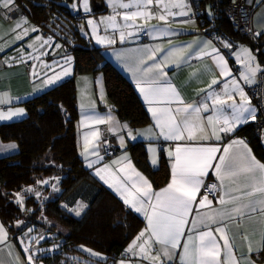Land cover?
Listing matches in <instances>:
<instances>
[{
	"label": "crops",
	"instance_id": "crops-1",
	"mask_svg": "<svg viewBox=\"0 0 264 264\" xmlns=\"http://www.w3.org/2000/svg\"><path fill=\"white\" fill-rule=\"evenodd\" d=\"M75 3V13L87 12L84 10V0H76ZM121 3H127L130 6L128 8L120 7L119 5ZM172 3H179V0H163V3L160 5H157L155 0L151 5H144L140 0H114V4L110 5L108 0H104L105 10L103 15L89 14V16L82 21L83 37L94 46L100 48L102 57L116 68L134 87V90L149 117V122L146 126L136 129L131 128L127 123L121 122L115 114L112 104L107 98L101 73L95 75L87 73L76 76L75 83L79 113L76 122V144L79 157L81 158L84 167L90 171L93 177L144 222L143 228L125 248V251L128 252V258L126 260L119 258L115 264H121V261H123L124 264H149V260L144 259L141 254L133 255L128 251L137 236L148 227V221L143 212H136L130 207V205L124 203L121 196L123 188H121V192L116 190V181L113 180V177H117L130 191L134 192L135 190L131 188V183L124 180L125 174L132 175L131 170L127 168V165L130 162L136 171L140 172L151 183L152 190L158 192L167 187L171 182L172 164L175 159L174 152L178 145L194 147L212 146L218 149V151L213 154L215 159L209 161L210 167L206 169L207 174L202 177L203 184L196 199L198 202L204 197L200 194L201 189L209 179L216 181L219 196L215 199L208 198L210 201V204L208 205L200 206L198 203L192 205L190 213L185 217L187 223L183 228L184 235L179 240L180 246L172 250L173 257L171 260L162 257V264H181V256L184 255L183 245L188 242L186 238L192 236L195 240L199 232L210 230L213 231V235L220 246V254L217 259L221 264L225 261L226 254L229 251H231L233 259L239 261V264H244L241 260L242 256H247L250 259L251 264H264V256L260 257L262 251V248L260 247L261 230L264 229V214L254 212L251 214V220L245 217L241 220L239 225L226 221L228 227L225 231L227 232L230 241L235 237V244L230 250L223 247L224 241L219 239L220 234L215 232L217 224L212 223L211 221L202 222L205 217L214 214L217 210L232 207L231 203L221 205L219 202L222 196L227 200V196L225 195L226 192L233 195H239L240 192L238 189L248 190L244 186L249 184L250 181L244 176L236 177L234 181L231 178L226 179L224 184H221L216 172V165L219 164V157L225 156V148H229L230 144L232 145L228 150V154L225 157L226 159L231 158L237 163H243L239 160V156L245 151V149L242 145L233 143L234 141H243V144L247 146V151L249 152L250 157L254 158L256 162L264 164V161L255 154L253 147L247 138L235 134L241 127L252 124L255 119L249 118L247 122L240 123L233 131L228 133L217 131L215 135H212L213 128L212 126H209L207 134L200 136L195 140H165L164 137L160 135V128L156 126V120L153 117L152 112L149 111V108L156 107L158 109H166L171 107L174 111L176 107H183V105L175 103L171 105L153 103L150 105L145 100L144 94L140 91L141 87L149 86L147 83L149 77L157 76L161 72L166 73V75H158L159 82L157 85H153L154 87H164L167 84H171L180 93L185 103L198 105L202 102H207L211 109L212 101L206 100V93L204 90H207L208 92H217L223 95L224 84H229L228 90L231 92V82L232 80H236L240 87L243 88L247 100L242 99L239 93L235 92L233 93L234 101L238 105L241 103L248 104L250 100L246 90L248 87L256 84L262 66L257 61L255 53L246 43L232 41L226 36L218 42L209 40L202 33V27L199 22L188 18L191 14L189 0H183V4L187 5L186 8L183 6L172 7ZM165 5H168L167 11L164 10ZM257 7L260 9L259 15L256 10ZM92 8V2L91 0H88V9L91 11ZM137 11L153 13L154 15H151L148 19H145L144 16H137L127 21L124 19L125 14L130 15ZM180 11H187V15L173 16L170 14L178 13ZM160 15H165L166 19H159ZM110 17H114V20H110ZM19 18V20L15 19L11 23H5L0 18V100H3V103H0V112L5 114L10 111L15 112L17 109H24L21 103L44 92L50 87L47 86L46 88L41 89V86L34 87L32 85V67L16 52L17 50H20V45L24 44L31 35L40 33L39 27L30 23L26 16H19ZM23 18L27 19V23H23ZM89 20L93 21V25H89ZM18 22L21 23L22 27L13 31L14 26ZM251 25L252 32L255 36H257L256 33L264 31V0H255ZM27 26H31V28L25 33L24 28H27ZM33 28L38 31H32L31 29ZM143 30L146 35L145 39L140 36V31ZM17 32L23 35L22 39L16 38ZM28 32L32 33L27 36L29 34ZM121 32L125 33L123 41L120 39ZM129 33H131V35H128ZM257 37L260 38L261 43H264V35H258ZM97 39H101L102 42L97 43ZM109 40H112L113 42L109 43ZM205 42L208 43V47L204 49L205 52H211V49L215 48L219 51L220 55L225 57L227 61L226 67L231 72L230 76L225 77L220 75V69L217 67L214 59L216 53H212V55H198L200 46L205 44ZM226 44H229L230 47H225ZM178 49H183V51H177ZM242 49H248L251 57H254V60L250 61L249 55L244 53ZM262 49L264 51V45ZM224 50L229 51V58L223 54ZM150 51L154 52L156 57L155 60L147 59V55ZM66 53L69 54L68 52ZM141 58H144L146 63H140ZM156 63H159L161 68H153V72L150 73L149 76H145L143 69L152 67ZM249 65H251V67L259 65V70L256 71V74L253 77L254 82L251 84L245 83L242 79L244 74H248ZM71 68L73 74V66ZM66 79L67 78H64L63 80ZM212 79H217L218 83L212 85L209 89L208 85L211 83ZM227 103L231 104L233 103V100H228ZM216 107L221 108L224 115H231V109L228 108L227 105H217ZM250 107L253 108L251 104ZM215 114V110L213 109L209 112H204L202 110L199 115L202 118L203 123L207 124L206 117ZM25 116L26 112L24 109L23 115L0 120V124L15 122L23 119ZM87 116L103 119L104 122L99 123L97 122V119L87 120L85 119ZM108 117H111V119H108ZM124 125H127V127L125 128ZM214 127L218 130L222 127V124H215ZM102 129L110 137L113 146L118 149L115 156L106 160L102 154L101 147L100 132ZM129 131H131L132 136H134L135 139L128 135ZM93 133H96V135H93ZM185 136H187V133H185ZM121 137L124 139L123 145L121 144ZM259 139L264 147V128L260 132ZM130 143L142 144V148L146 152V159L152 169L158 168L160 155L162 154L164 156L169 176L167 182L162 187L156 189L150 179L135 166L131 152L127 149ZM11 145H15V147H10ZM16 152V143L3 142L0 139V158L13 155ZM169 152H172L173 155L169 156ZM125 157H127V159H125ZM153 160L156 161L155 164L152 163ZM90 163L92 165L91 167L88 166ZM98 169H107L100 173V175L104 177L103 180L100 176L96 175ZM121 169H123V171H121ZM133 179H135L134 175ZM105 180H107L108 183H105ZM109 184H113V187H109ZM259 195V193L256 194V196ZM152 202H155L154 198ZM242 202L246 203L247 198ZM148 212L149 214L151 213L150 208H148ZM193 222H195V225H193ZM0 224L4 225L7 232L6 242L0 243V264H13V261L16 260L17 257L18 261H16V264H29L14 232L12 231L11 233L9 231L1 218ZM240 233H244L248 238L245 239ZM249 240L251 241L253 249L251 252L249 251ZM195 242L199 243L198 240H195ZM160 248L161 245L155 244L152 249V255H156L157 250ZM257 248L260 250L257 251ZM185 259L190 260L189 257H185Z\"/></svg>",
	"mask_w": 264,
	"mask_h": 264
},
{
	"label": "trees",
	"instance_id": "trees-1",
	"mask_svg": "<svg viewBox=\"0 0 264 264\" xmlns=\"http://www.w3.org/2000/svg\"><path fill=\"white\" fill-rule=\"evenodd\" d=\"M71 1L15 0L22 9L21 16L39 27L43 36L53 35L63 43L72 57L73 75L21 103L26 112L23 119L0 124L1 141L17 144L15 154L0 158V218L15 235L25 229L15 228L14 223L20 220L36 225L39 233L52 235V240L45 243H55L58 248L53 255L39 258L44 264H115L144 222L101 185L79 157L76 76L101 73L115 114L131 128L146 126L149 117L134 87L102 57L100 48L83 37L79 29L85 18L80 19L81 12L72 14L67 6ZM91 2L95 13L105 10L104 0ZM203 19L196 20L201 27L205 25ZM216 31L232 41L248 44L264 72V43L259 37L254 43L237 36L226 18L217 22ZM235 134L247 138L264 161V147L253 123ZM142 147L141 143H130L127 149L135 166L159 189L169 176L166 159L161 154L158 168L152 169ZM19 194L22 210L14 199ZM80 209L78 216L76 211ZM93 252L99 256H90ZM263 256L264 248L260 253Z\"/></svg>",
	"mask_w": 264,
	"mask_h": 264
},
{
	"label": "snow or ice",
	"instance_id": "snow-or-ice-1",
	"mask_svg": "<svg viewBox=\"0 0 264 264\" xmlns=\"http://www.w3.org/2000/svg\"><path fill=\"white\" fill-rule=\"evenodd\" d=\"M110 5L114 4V0H108ZM144 5H151L154 3V0H140ZM157 5L163 3V0H155ZM120 7L128 8L130 5L127 3H121ZM172 7H184L187 5L183 4V0H179V3H172ZM0 8L6 9L8 13L11 11H18V8L15 7V0H0ZM168 5H165V11H167ZM84 10L88 11V0H84ZM173 16L176 15H187V11H180L178 13H170ZM153 13L146 12H133L130 15L125 14L124 19L131 20L137 16H144L145 19L150 18ZM7 19H20L19 17H12L6 14ZM110 20H114V17H110ZM159 19L165 20V15H160ZM23 23H27V19L23 18ZM89 25H93V21H88ZM22 27L21 23H17L14 26L13 31L20 29ZM32 31H38L33 28ZM28 29H24L26 33ZM128 35H131L129 33ZM256 35H264V31L256 33ZM17 39H22L23 35L17 32ZM125 38V33H120V39L123 41ZM35 39H41L39 36ZM48 41L44 40L43 43L46 44ZM101 39H97V43H101ZM112 43V40L108 41ZM59 47V45H56ZM208 47V43L205 42L199 49V56L203 55H212L216 53L214 57L217 67L220 69L221 76H230L231 72L226 67L227 61L223 55L219 54V51L215 48L211 49V52H205L204 49ZM225 47H230L229 44H226ZM177 51H183V49H178ZM242 51L249 55V60H254V57H251L248 49H242ZM170 54V53H169ZM147 59L155 60L154 52L150 51L147 55ZM166 59V57H165ZM71 58L68 57L65 60V64H70ZM140 63H146L144 58H141ZM153 68L160 69L161 65L159 63L154 64L152 67L143 69L145 76H149L153 72ZM248 74H244L242 79L247 84L253 83V77L256 74V71L259 70V65L256 67L248 66ZM62 74L69 75L71 72L70 67H64L61 65ZM33 71V75H35ZM158 75H166V73H159ZM157 76L149 77L147 83L148 87H141L140 91L144 94L145 100L151 105L153 103H164L171 105L173 103L178 105H183V107H176L175 110L171 107L166 109H158L156 107H150L149 111L152 112L153 117L156 120V126L160 128V135L164 137L165 140H195L200 136L207 134V129L209 126H212V135H215L217 131H223L225 133L231 132L236 126L240 123H245L249 118L255 119V110L250 107V102L248 104H237L234 101L233 93L238 92L242 99L247 100L244 90L236 80H232L231 88L232 91L229 92V84H224L223 95L217 92H208L206 93V100L212 101V106L207 102H202L198 105L188 104L182 99L180 93L171 85L167 84L164 87H154L157 85L159 80ZM59 78V74L54 75L53 77L48 78L45 83H55L56 79ZM218 83L217 79H212L211 83L208 85L210 89L212 85ZM228 100H233V103L228 104ZM0 103H3V100H0ZM217 105L224 106L227 105L231 109V115H224L221 108L216 107ZM215 110V115H209L206 117L207 124L203 123L200 113L203 110L204 112H209L210 110ZM24 114V109H17L15 112H8L7 114L0 112V120L9 119L13 116H20ZM247 114V115H245ZM87 120L97 119L93 116L85 117ZM111 119V117H108ZM97 122L103 123V119H97ZM215 124H222L220 129L214 127ZM126 128L127 125H124ZM187 133V136H185ZM199 134V135H197ZM96 135V133H93ZM128 135L135 139L132 136L131 131ZM143 135V134H141ZM219 138V137H217ZM124 139L121 137V144L123 145ZM235 144H240L244 147L245 151L239 156V160L243 163H237L235 160L225 157L228 154L229 148L232 145H229V148L224 149L225 156L219 157V164L216 165V172L219 176L221 184L223 185L226 179L235 180L236 177L244 176L249 184L244 187L248 190L238 189L240 192L239 195H233L230 193H225V197H221L220 204L224 205L226 203H231V208H222L217 210L214 214L204 218L202 222L211 221L216 223L217 227L215 232L219 233V239L224 241L223 247L225 249H232L235 244V237L230 241L229 236L225 229L228 227L227 222H232L236 225H239L241 220L245 217L251 220V214L257 212L259 214H264V164H260L255 161L254 158L250 157L249 152L247 151V146L243 144V141H234ZM10 147H15L11 145ZM218 149L212 146H177L174 152V163L172 164L171 171V182L164 189L154 192L152 190L151 183L129 162L127 168L131 170L132 175L125 174L124 180L131 183V188L135 191H130L127 186L124 185L117 177H113V180L116 181V190L121 192L122 199L125 204L130 205L136 212H143L148 221V227L145 231H142L133 241V244L129 247L128 251L133 255L141 254L144 259L149 260V264H162V257H166L171 260L173 257V249L178 248L179 240L184 235L183 228L187 221L185 217L190 213L191 207L194 203H198L200 206H205L210 204L207 196H204L200 201L197 202V195L203 184L202 177L206 173V169L210 167L209 161L215 159L213 156ZM173 153L169 152V156H172ZM127 159V157H125ZM153 164L156 163L155 160L152 161ZM91 167V163L88 165ZM107 169L96 171V175L100 176L103 180L104 177L100 175L101 171ZM123 171V169H121ZM133 175L135 179H133ZM41 183H47V181H42ZM105 183H108L105 180ZM109 187H113V184H109ZM216 185L210 186V190H215ZM31 191V189H29ZM126 193V195H125ZM259 193V196L256 194ZM255 197V198H253ZM153 198L155 202L153 203ZM247 198V202L244 201ZM17 204L23 207V200L17 198ZM148 208L151 209L149 214ZM77 215L80 214L79 211L76 212ZM227 221V222H226ZM195 225V222H193ZM30 232L31 229H28ZM244 236L245 239L248 237L244 233H240ZM7 237V232L3 224H0V243H5ZM188 242L183 245V253L181 256V264H221L217 259L220 254V246L217 239L213 235V231H204L199 232L195 240H198L199 243H196L192 236L186 238ZM190 242V243H189ZM23 243V241H21ZM155 244L161 245V248L157 250L156 255H152V249ZM260 247L264 248V229L261 230V241ZM138 250V252H137ZM252 244L249 240V251L251 252ZM257 251L260 249L257 248ZM24 251L29 253L27 260L29 264H32L33 256L30 252L28 246L24 247ZM11 253V248H10ZM95 255V253H93ZM185 257H189L190 260H186ZM241 260L244 264H251L250 259L247 256H242ZM18 257L13 261V264H16ZM121 264H124L121 261ZM223 264H239V261H235L232 257L231 251L226 254V259Z\"/></svg>",
	"mask_w": 264,
	"mask_h": 264
},
{
	"label": "built area",
	"instance_id": "built-area-1",
	"mask_svg": "<svg viewBox=\"0 0 264 264\" xmlns=\"http://www.w3.org/2000/svg\"><path fill=\"white\" fill-rule=\"evenodd\" d=\"M191 14L188 16L191 20H197L198 17L204 18V26H202V33L211 41L218 42L220 39L225 38L223 33L216 31V24L218 21L226 18L230 29L234 34L239 37H246L250 41L257 43V36L252 32V11L254 8L255 0H189ZM15 7L18 11L7 12L6 9H0V18L5 23H11L15 19H7L6 14L12 17H19L23 15L22 9L15 3ZM210 7V8H208ZM88 15L82 13L80 19L86 18ZM202 21V20H201ZM140 36L145 39V31H140ZM223 54L229 57V51L224 50ZM247 94L250 100L251 106L256 112V118L253 122L256 132L260 134L264 128V72H261L258 76L256 84L247 88ZM101 135V147L104 159H109L115 156V146L111 143L110 137L102 129ZM216 185V181L209 179L206 181L201 189V195L207 196L210 199H215L219 196L218 186L215 190H210V186ZM128 258V252L122 251L120 259L126 260Z\"/></svg>",
	"mask_w": 264,
	"mask_h": 264
},
{
	"label": "rangeland",
	"instance_id": "rangeland-1",
	"mask_svg": "<svg viewBox=\"0 0 264 264\" xmlns=\"http://www.w3.org/2000/svg\"><path fill=\"white\" fill-rule=\"evenodd\" d=\"M75 2L76 0L75 1L73 0L67 5L69 10L72 12V14H75V10H76ZM256 10L258 11V15H259L260 13L259 7H257ZM86 13L88 14V16L89 14H93V13L97 15H103L104 11L100 13H95L92 8L91 11L89 10ZM82 26H83V23L80 24L81 28L79 29V31H81V34L83 31ZM30 28L31 26H27V28H24V29H30ZM31 33H29L27 36H29ZM37 36H39L41 39L39 40L35 39V37ZM44 40H47L48 42L44 44L43 43ZM56 45H59V47H56ZM16 52L20 56H22L24 61L28 62L29 65L32 67L31 68V72H32L31 80L33 81L32 85L34 87L41 86L40 88L44 89L47 86H50L49 88H51L59 84L60 82H63L64 78H69L73 75L72 68H71L73 66L72 57L70 56V54L66 53L63 43L60 40H57L56 38H54L53 35H49L45 37L42 35L41 32L31 35V37L27 41H25L24 44L20 45V50H17ZM68 57L71 58V62L70 64H65V60ZM61 65H63L64 67L71 68L70 75H66L67 76L66 77L65 75L62 74ZM33 71H35L36 73L35 75H33ZM56 74H59V78L56 79L55 83H50V84L45 83V81L48 78L53 77ZM60 80H63V81H60ZM76 93H77V89H76ZM51 184L53 185V182H51ZM46 185L50 186L49 184H46ZM18 196L20 199L23 200L22 196L19 194V195L14 196L15 202L17 201ZM23 208H24V205L23 207L20 206V210H22ZM79 212H81V209ZM14 226L15 228H19L21 226L25 227L23 233L21 235L17 234L16 238H17L18 243L22 247L23 251H24L25 246H28L30 248V252L33 256L32 264H36V263L44 264L41 260H39V258L44 257V256H51L57 250L58 248L57 244L55 243L46 244L45 243L46 240H52V237H51L52 235L50 233H39L38 231H36L37 226L34 224H29V221L20 220L14 223ZM28 229H31V231L29 232ZM21 241H23V243H21ZM24 253L26 257L29 254V253H26L25 251ZM93 253H89L90 256L91 255L99 256V254L95 253V255H93Z\"/></svg>",
	"mask_w": 264,
	"mask_h": 264
},
{
	"label": "water",
	"instance_id": "water-1",
	"mask_svg": "<svg viewBox=\"0 0 264 264\" xmlns=\"http://www.w3.org/2000/svg\"><path fill=\"white\" fill-rule=\"evenodd\" d=\"M98 8H99V6H98Z\"/></svg>",
	"mask_w": 264,
	"mask_h": 264
}]
</instances>
